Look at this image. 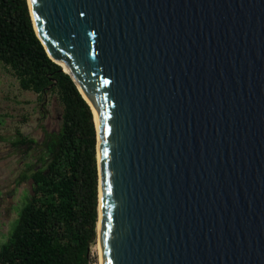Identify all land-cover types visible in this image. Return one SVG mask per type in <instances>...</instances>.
Wrapping results in <instances>:
<instances>
[{
    "label": "water",
    "instance_id": "water-1",
    "mask_svg": "<svg viewBox=\"0 0 264 264\" xmlns=\"http://www.w3.org/2000/svg\"><path fill=\"white\" fill-rule=\"evenodd\" d=\"M30 2L94 114L103 264H264V0Z\"/></svg>",
    "mask_w": 264,
    "mask_h": 264
},
{
    "label": "trees",
    "instance_id": "trees-1",
    "mask_svg": "<svg viewBox=\"0 0 264 264\" xmlns=\"http://www.w3.org/2000/svg\"><path fill=\"white\" fill-rule=\"evenodd\" d=\"M0 62L23 90L56 92L63 106L60 129L45 130L42 142L20 130L11 140L14 153L29 157L16 184L30 181L31 191L0 264H92L99 220L94 114L38 37L28 0H0Z\"/></svg>",
    "mask_w": 264,
    "mask_h": 264
},
{
    "label": "rangeland",
    "instance_id": "rangeland-1",
    "mask_svg": "<svg viewBox=\"0 0 264 264\" xmlns=\"http://www.w3.org/2000/svg\"><path fill=\"white\" fill-rule=\"evenodd\" d=\"M63 106L56 92L40 97L20 87L8 66L0 62V249L9 240L22 207L28 202L30 181L16 184L24 162L29 157L14 153L11 140L17 130L42 142L44 131H58ZM92 264H100L95 245L91 247Z\"/></svg>",
    "mask_w": 264,
    "mask_h": 264
},
{
    "label": "bare ground",
    "instance_id": "bare-ground-1",
    "mask_svg": "<svg viewBox=\"0 0 264 264\" xmlns=\"http://www.w3.org/2000/svg\"><path fill=\"white\" fill-rule=\"evenodd\" d=\"M29 4H30V8H31V13L33 14L30 0H29ZM33 21H34V26H35V28H36V30L38 32V29H37L36 24H35L34 17H33ZM38 34H39V32H38ZM99 203H100V205H99V213L100 214H99V221H98V238H97V243L95 245V249H96V251L99 254V258H100L99 262H100V264H103L102 257H101V191H100V202Z\"/></svg>",
    "mask_w": 264,
    "mask_h": 264
}]
</instances>
